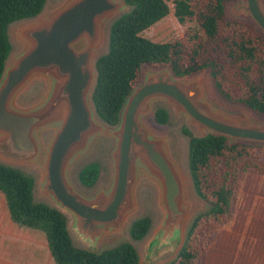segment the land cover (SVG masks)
<instances>
[{
	"label": "water",
	"instance_id": "95a60500",
	"mask_svg": "<svg viewBox=\"0 0 264 264\" xmlns=\"http://www.w3.org/2000/svg\"><path fill=\"white\" fill-rule=\"evenodd\" d=\"M227 3L225 10L234 19L249 20L264 36V0ZM130 9L124 0H46L37 15L11 23H17V48L11 49L0 77V163L35 170L34 199L65 213L73 244L95 252L138 218L130 219L139 207V187H153L159 217L153 229L135 240L141 242L140 252L134 247L139 264H165L182 246L194 215L180 151L168 134L147 123L158 107L153 109L155 102L185 116L193 135H225L228 144L264 143V119L219 104L202 86V75L175 76L168 65L148 70L133 85L116 124L104 121L92 99L96 60L103 54L97 49L106 32L108 49L111 23ZM38 80L43 81L39 94L22 103ZM100 146L105 147L109 177L101 180L99 173L95 184L85 187L74 176L75 167Z\"/></svg>",
	"mask_w": 264,
	"mask_h": 264
},
{
	"label": "trees",
	"instance_id": "16d2710c",
	"mask_svg": "<svg viewBox=\"0 0 264 264\" xmlns=\"http://www.w3.org/2000/svg\"><path fill=\"white\" fill-rule=\"evenodd\" d=\"M131 9L110 25L108 49L96 60L97 82L92 94L98 115L116 124L127 94L139 79L142 65H170L175 76L203 69L216 91L228 101L244 104L264 115V42L248 24L225 22V2L229 0H170L180 24L189 20L185 42L153 41L142 33L170 12L169 0H124ZM46 0H0V77L12 49L8 27L37 15ZM232 71L240 92L235 96L223 85V75ZM166 108L158 106L152 116L157 125L168 123ZM188 169L195 193L206 203L196 213L176 256L165 264H197L201 244L230 219L237 193V180L245 171L264 173V143H227V136L207 133L195 136L187 128ZM101 170L97 161L83 165L78 180L92 187ZM34 176L0 163V191L4 193L12 220L45 233L56 264H139L134 245L123 241L99 252L77 247L67 230V216L33 196ZM152 219L143 215L129 225L133 240H141Z\"/></svg>",
	"mask_w": 264,
	"mask_h": 264
},
{
	"label": "rangeland",
	"instance_id": "374dc122",
	"mask_svg": "<svg viewBox=\"0 0 264 264\" xmlns=\"http://www.w3.org/2000/svg\"><path fill=\"white\" fill-rule=\"evenodd\" d=\"M234 0H229L228 3H231ZM58 0H48V3L55 4ZM227 3V4H228ZM168 4L170 6V12L167 16H165L160 21L156 22L152 26H150L148 29H146L142 34L145 37H148L152 39L153 41L158 42H164V41H170V40H180L185 42L187 38V27L192 24V22L189 20L185 24H180L175 16L173 15L172 11V3L169 0ZM236 17H233L227 10H225V16L224 21L225 22H232V21H238L245 24H248L251 26L253 31L258 34L261 39L264 42V36L261 32H259L255 26L249 21V20H240V19H234ZM17 23H13L9 26V36L12 41V50L16 49L17 46L13 39V31L14 26ZM109 27V26H108ZM108 27L106 29H108ZM107 32L105 35L104 43L97 49V54L104 53L107 49ZM165 66H154V65H143L140 73H139V79L136 83H140L143 80L145 72L148 70H157ZM202 75V76H201ZM194 76H201L199 80L202 83V86L205 88V90L212 95L218 101L219 104L227 105L233 108H238L240 110L250 112L256 119L263 120L264 115L257 114L255 112H252L247 106H245L242 103L236 102V101H228L224 99L214 88L212 79L209 76V72L206 69L200 70L198 72L192 73L189 75V77ZM223 85L227 89V91L231 94V96H237L240 92L239 84L237 78L233 75L232 71L227 70L226 73L223 75ZM135 83V84H136ZM43 86V81L38 80L32 84V86L26 90V92L23 94L21 98L22 103L29 102L33 100L41 91V88ZM157 106H163L166 107L169 111V120L166 125L159 126L156 125L152 121V114L150 113L147 118V123L156 131L160 133L168 134L171 137L172 144L174 147H176L180 151V163L181 167L189 181V192L190 196L193 199V202H191V211L190 216L192 217L195 215L198 211L203 210L205 208L204 202L202 200H199L195 197L194 189L192 186V182L190 180V175L188 171V165H187V157H188V137L182 132L183 127H188L187 118L183 115L174 114L170 106H168L166 103L162 101H156L154 104V107ZM152 109V110H153ZM193 132V131H192ZM90 161H97L101 166V172L99 179L101 180H107L110 173L109 163L106 158L105 153V147L100 146L95 151L91 152L89 155L86 156L85 159L80 161L79 164L75 167L74 170V176L76 177L78 169L85 163ZM20 168L29 174H36L35 170L28 168L26 166H20ZM36 198H38V195H36ZM155 198V192L153 187L149 185H142L138 189V199H139V207L136 210V212L132 215V218L134 219L136 217L142 216V215H148L152 219V226L151 229L154 228L155 222L157 221L159 217V212L155 206L154 203ZM39 199V198H38ZM193 204V205H192ZM250 204V205H249ZM242 213V217L247 218V224L250 226L247 227V230H250V232H247V235L250 237V240H254V238L259 240H264V173L257 172V171H245L243 172L238 180H237V193L235 196V200L233 203V211L232 215L229 220L221 224L217 230L210 235L209 239L205 240L203 244H201V252L199 254V259L197 261V264H202V260L205 257V255L208 253L210 245L218 232H220L221 228L227 224L228 222L232 221L238 214ZM190 217V218H191ZM130 223V222H129ZM129 223H127L125 227V231L122 235L114 238L113 240H107V242L103 243V246L98 248L96 251H101L102 249H105L107 247H111L113 245H116L118 243H121L123 241H130L134 246L137 247L138 251L141 250V242L132 240L129 237L128 234V226ZM72 235V234H71ZM73 237V236H72ZM77 242V241H76ZM264 245V244H263Z\"/></svg>",
	"mask_w": 264,
	"mask_h": 264
},
{
	"label": "crops",
	"instance_id": "0c3cea01",
	"mask_svg": "<svg viewBox=\"0 0 264 264\" xmlns=\"http://www.w3.org/2000/svg\"><path fill=\"white\" fill-rule=\"evenodd\" d=\"M250 205V204H249ZM247 218L238 214L212 241L202 264H264V240L247 235ZM0 264H56L43 231L14 222L0 191Z\"/></svg>",
	"mask_w": 264,
	"mask_h": 264
}]
</instances>
